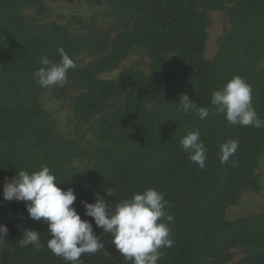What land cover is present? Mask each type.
<instances>
[{"label": "trees", "instance_id": "obj_1", "mask_svg": "<svg viewBox=\"0 0 264 264\" xmlns=\"http://www.w3.org/2000/svg\"><path fill=\"white\" fill-rule=\"evenodd\" d=\"M48 1L76 0H0V168L5 175L11 180L22 169L31 173L48 166L61 188L74 189L81 218L112 245V235L84 215L82 202L94 203L99 193L114 207L155 188L174 215L169 225L174 244L160 250L158 264H264V206L231 214L244 193L264 191V128L230 125L211 105L212 92L240 76L251 85L253 106L264 120V0H84L110 7L112 32L87 31L81 17L73 18L78 25L44 23ZM209 11L225 13L231 23L211 59L206 55ZM60 47L76 68L68 70L65 83L41 87L34 79L42 67L39 58L47 55L59 63ZM84 51L92 58L80 65ZM135 51L146 61L123 66ZM48 92L51 101H70L73 117L64 127L45 99ZM185 92L209 109L205 120L196 111H182ZM197 130L206 148L203 169L179 145ZM231 139L239 141L230 158L235 166L219 158L221 144ZM4 183L0 177V224L9 231L0 240V264H70L47 248L50 234L43 218L31 219L24 202L4 200ZM108 188L115 196L107 195ZM28 229L40 232L41 250L18 247ZM239 250L244 252L237 257ZM81 259L120 264L102 248Z\"/></svg>", "mask_w": 264, "mask_h": 264}, {"label": "clouds", "instance_id": "obj_2", "mask_svg": "<svg viewBox=\"0 0 264 264\" xmlns=\"http://www.w3.org/2000/svg\"><path fill=\"white\" fill-rule=\"evenodd\" d=\"M61 59L54 62L47 55L39 58L42 65L35 73L34 79L44 88L63 84L67 81L69 69H75L76 63L65 50L57 49ZM251 85L242 77L234 76L222 88L212 92L211 105L214 114L224 115L230 125L264 128L262 120L253 106ZM180 105L184 113L196 111L201 120L209 116V109L199 106L189 95L181 93ZM180 147L188 153V159L200 169L205 167L206 148L200 139L199 131L188 132L179 141ZM239 147L236 139L228 140L220 146L221 164L232 163L230 158ZM55 174L48 166L29 173L20 170L18 175L8 180L3 186V198L6 201L25 202L31 219L47 225L50 239L47 248L53 255L61 257L70 264H83L82 254H95L104 248L93 230V223L82 219L74 207L77 197L73 188H61ZM108 196H115L109 188ZM108 200L96 194L95 202L83 201L84 215L94 219L95 226L102 228L103 233L112 235V243L116 249L132 264H158L162 258V248H170L174 244L171 238L170 223L174 215L167 209L171 207L164 193L155 188H146L134 193L131 198H124L114 207ZM9 229L0 224V240L5 239ZM18 247L32 245L41 250L40 232L25 230L17 241Z\"/></svg>", "mask_w": 264, "mask_h": 264}, {"label": "rangeland", "instance_id": "obj_3", "mask_svg": "<svg viewBox=\"0 0 264 264\" xmlns=\"http://www.w3.org/2000/svg\"><path fill=\"white\" fill-rule=\"evenodd\" d=\"M48 5L49 13L46 17L41 19V21L44 23L55 22L58 24L78 25L73 18L81 17L84 20L83 27L87 31H91V29L93 30V28L98 27L100 30L112 32L111 25L113 24V22L112 17L110 15L111 9L107 4L92 5L84 0H76L73 3H68L64 1L54 3L52 1H48ZM29 12L34 14V10H29ZM209 14L211 17V25L208 29L209 41L207 44L206 55L207 58L211 59L219 51L218 39L231 29V23L227 15L223 12L209 11ZM94 21H97L95 25H93ZM87 25H89L91 28H87ZM91 58V54L88 51H84L79 56V59L82 61L80 65L85 64ZM138 60L146 61V58L142 57V55L135 51L128 57L123 66L131 65L132 63ZM123 66H121V68ZM119 71L120 69L116 73L112 74V77H116ZM52 87L53 86H51V88ZM50 96V92L46 93L45 99L47 100L48 105L54 110L55 117L58 120L59 125L64 127L66 123L73 117L70 101L68 97L51 101ZM260 172L263 173L262 184L264 186V155L261 157ZM263 206L264 191L260 195L250 191L243 194L241 198V204L236 207H233L231 209V214L240 216L243 213L247 212H258ZM243 252L244 251L239 250L237 252V257L242 255Z\"/></svg>", "mask_w": 264, "mask_h": 264}, {"label": "water", "instance_id": "obj_4", "mask_svg": "<svg viewBox=\"0 0 264 264\" xmlns=\"http://www.w3.org/2000/svg\"><path fill=\"white\" fill-rule=\"evenodd\" d=\"M0 177L2 178V180L5 182V180H6V178L8 179V180H10L6 175H5V173L1 170V168H0ZM25 203V202H24ZM100 242L101 243H103V245H104V248H102V249H104V250H106V251H108V252H110V253H112L115 257H116V259L119 261V263L120 264H127V262H126V260H125V257L116 249V247L114 246V245H112V244H109V243H106V242H104V241H102V240H100Z\"/></svg>", "mask_w": 264, "mask_h": 264}]
</instances>
